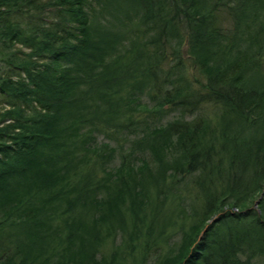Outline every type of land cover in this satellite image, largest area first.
I'll return each mask as SVG.
<instances>
[{"label": "trees", "instance_id": "1", "mask_svg": "<svg viewBox=\"0 0 264 264\" xmlns=\"http://www.w3.org/2000/svg\"><path fill=\"white\" fill-rule=\"evenodd\" d=\"M260 67L264 0H0V264H264Z\"/></svg>", "mask_w": 264, "mask_h": 264}, {"label": "rangeland", "instance_id": "2", "mask_svg": "<svg viewBox=\"0 0 264 264\" xmlns=\"http://www.w3.org/2000/svg\"><path fill=\"white\" fill-rule=\"evenodd\" d=\"M134 7V4H123L121 7H117V9L115 8H112L113 12H118L117 10H120V14L119 16H122L123 13H126L125 10L131 12L130 10L133 9ZM117 14V13H116ZM215 22V26L216 27H231L232 25V19L230 16L227 15V13L225 12V10L223 8L219 9L218 10L216 9V11H213L212 12V15H211V19H210V22ZM186 48H188V42H186L184 44L183 47L180 48L179 50V54L180 56L183 58L184 60V63L185 64H179V66H175L174 68V71L172 73L173 76H176L177 75H180V74H183V75H187L189 79H191L190 82L194 83L195 81V78L196 76L200 77V79L204 78V73H202L201 71H198L196 70L195 72L193 71V64L191 62H188L187 61V53L185 52L186 51ZM169 63H166L167 65L165 66V69H167V67L169 66ZM254 74L251 75V77H255V73L258 72V74H256V78H257V75L261 78L262 76H264V67H260L257 71L254 70ZM160 73H162V76L165 74V72L162 70ZM194 74V75H193ZM254 79V82H257V80L255 78ZM258 79V78H257ZM264 79V78H263ZM181 112H178L176 111L174 108H171V109H166V108H163L162 111H161V116H162V121H166V119H172L173 117L175 116H178L180 115ZM208 114L210 115V117L213 118V121L214 120H217L218 119V111L217 109H215V112L213 113V110H210L208 111ZM232 126H235L237 127V125L233 124ZM132 162V161H131ZM186 180L184 182H176V180H174L173 184L172 185V193H176L177 191H179L181 194H184L183 196L186 195V197L189 198V204L191 205H196L198 206V204L200 203L201 201V198L202 196L198 197L196 196V193H197V190L195 188V185L194 183L192 182V179H193V176L192 175H187L186 176ZM190 187V189L188 188ZM177 194V193H176ZM257 199L256 197L253 198L251 201V203H253V207L256 206L254 204V200ZM249 203V204H251ZM237 209L234 208V211H236ZM138 256V255H137ZM142 258V254L139 253V257H137V261H140Z\"/></svg>", "mask_w": 264, "mask_h": 264}, {"label": "water", "instance_id": "3", "mask_svg": "<svg viewBox=\"0 0 264 264\" xmlns=\"http://www.w3.org/2000/svg\"><path fill=\"white\" fill-rule=\"evenodd\" d=\"M258 204V202L257 201H255V205H257Z\"/></svg>", "mask_w": 264, "mask_h": 264}]
</instances>
